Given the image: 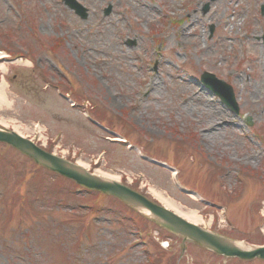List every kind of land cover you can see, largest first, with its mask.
<instances>
[{"label": "rangeland", "instance_id": "1", "mask_svg": "<svg viewBox=\"0 0 264 264\" xmlns=\"http://www.w3.org/2000/svg\"><path fill=\"white\" fill-rule=\"evenodd\" d=\"M80 1L90 12L106 4V0ZM124 1L134 10L126 15L135 19L133 26L142 34H137L136 46L122 44L123 35L111 22L113 18L104 20L97 13L81 20L62 0H0V49L22 51L31 62H2L0 76L7 83L10 105L0 106V117L21 121L19 129L24 133L31 121H40L47 139L41 138L38 144L47 150L60 153L68 149L67 157L81 159L91 171L117 172L121 182L147 196L152 197L150 188L154 187L197 210L204 219L200 226L249 244H263L264 15L260 7L264 0H216L205 15L197 12L190 17L183 16L186 0H139L137 5ZM174 9L178 23L173 33L161 37V45L151 44L146 39L149 30L165 22L166 15L157 17L159 24L153 20L160 10ZM211 20L217 28L208 38L202 35L207 31L202 24ZM132 28L123 33L134 36ZM161 29L163 35L168 33L166 27ZM171 45L177 46L169 55ZM129 54L142 57L139 73L147 84L153 61L146 58L159 59L154 91L148 92L135 81ZM120 58L125 60L124 67H118ZM178 61L181 75L174 80L167 69ZM203 71L232 86L238 112L205 88L197 90L192 76ZM41 76L50 83L46 90ZM136 87L142 90L135 95ZM59 89L67 90L71 100L80 95V100L87 97L100 107L71 108ZM90 110L96 111L92 114ZM86 111L100 126L84 117ZM213 113L220 121L207 128L205 119ZM108 128L116 135L125 134L127 144H135L137 152L107 139ZM60 129L61 136L56 138ZM0 153V264H72L64 260L75 245L73 264H264L217 256L139 218L116 201L95 193H77L70 180L42 170L5 144L0 143ZM151 157L171 163L180 172L174 175L154 166L147 161ZM61 186L74 192L75 210L45 204L35 206L28 217L21 216L30 195L39 200L40 192L46 197L51 193L52 201L62 195L55 190ZM193 192L197 199L188 194ZM80 200L90 202L96 212L78 210ZM43 215L57 227L43 228L39 222ZM71 216L76 223H68ZM112 219L114 223L109 224ZM59 255L64 258L61 262Z\"/></svg>", "mask_w": 264, "mask_h": 264}, {"label": "water", "instance_id": "2", "mask_svg": "<svg viewBox=\"0 0 264 264\" xmlns=\"http://www.w3.org/2000/svg\"><path fill=\"white\" fill-rule=\"evenodd\" d=\"M207 75L209 74H205L204 79L211 77ZM217 83L219 86H217L215 89L213 88V91L219 95L224 103L234 107V109L237 110L230 86L222 81ZM0 141H6L12 144L26 154L34 157L37 162L45 164L61 173L71 176L78 182L119 196L128 204L136 207L143 213L148 211V216L151 217L153 221L185 240L187 239L189 241H193L205 248L217 252L218 254H224L226 256H238L243 259L260 257L264 259V245H241L231 238L214 233L196 224H193L178 214H175L164 207L158 206V204L155 205L136 192L131 191L124 185L113 181H105L95 175L88 173L81 167L58 160L48 153L39 150L32 143L13 132L0 131Z\"/></svg>", "mask_w": 264, "mask_h": 264}, {"label": "bare ground", "instance_id": "3", "mask_svg": "<svg viewBox=\"0 0 264 264\" xmlns=\"http://www.w3.org/2000/svg\"><path fill=\"white\" fill-rule=\"evenodd\" d=\"M1 64L2 63H0V66H3ZM1 69L4 72L8 70L7 67H2ZM0 78L3 80V74H1ZM8 81L11 82L10 80H8ZM7 87L8 86H7L6 81L3 80L1 82V84H0V106L1 105H6V106L10 105V102L8 101L9 97L7 95V92L5 93V90H6ZM198 114L200 116L199 112H198ZM214 114L215 113H213L212 116L209 119L206 120L205 118L207 117V112H205V114H204L205 124L204 125L207 128H212L215 124H218L217 121H220V120H218L219 118H217L218 114H216L215 117H214ZM0 124H1V126L5 127V128L12 129L16 133H20L22 135H27L26 131L24 133L23 131H21L19 129L18 125H14L15 124V120L12 119V118L6 119L4 117H0ZM78 163L80 165L85 166V164L83 162H79L78 161ZM97 172L99 173V175H101L102 177H105L107 179H115V180L119 179V175L116 174V173L104 172V171H101V170H97ZM150 192L153 195V197L155 199H157L163 206H165L166 208L172 210L173 212H175L176 214H178L181 217L185 218L189 222H192V223H195V224H200L203 221V217L197 212V210L190 209V208L182 205L180 202L176 201L175 199L171 198L167 194H164L163 192H161L160 190H157L154 187L150 188ZM191 196L193 198L197 199V195L192 193Z\"/></svg>", "mask_w": 264, "mask_h": 264}]
</instances>
